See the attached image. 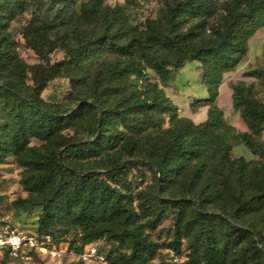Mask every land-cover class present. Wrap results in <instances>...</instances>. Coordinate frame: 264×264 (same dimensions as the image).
I'll return each instance as SVG.
<instances>
[{"label":"trees","instance_id":"16d2710c","mask_svg":"<svg viewBox=\"0 0 264 264\" xmlns=\"http://www.w3.org/2000/svg\"><path fill=\"white\" fill-rule=\"evenodd\" d=\"M42 1L0 0V79L11 66L17 68L16 85L0 84V164L15 158L27 192L12 201L13 208H38L32 230L50 233L54 241L55 228L77 229L78 253L100 239L116 244L119 250L107 253V264H170L155 262L162 248L182 264H264V105L251 85H231L232 108L247 127L236 135L260 158L246 162L228 160L224 131L229 125L215 104L225 73L238 66L250 38L264 26V0H226L217 19L214 0H170L143 28L129 23L119 5L80 2L79 15L99 17L98 26L84 30L73 46L61 44L66 53L60 61L33 66L32 87L22 81L25 64L15 54L9 26L31 3ZM50 1L62 7L76 3ZM68 21L62 16L30 25L34 44H47L48 34ZM105 56L115 60L96 66ZM186 60L199 64L206 91L189 103L192 112L207 106L200 122L179 115L162 86ZM148 70L161 86L150 81ZM59 74L69 77L75 108L40 96ZM244 74L264 80V67ZM65 130L81 134L67 139ZM33 139L41 144H32ZM133 157H141L151 173L152 190L135 191L126 167ZM84 162H100L104 170L81 169ZM210 203L217 210L207 208ZM169 212L172 235L159 243L149 231Z\"/></svg>","mask_w":264,"mask_h":264},{"label":"rangeland","instance_id":"374dc122","mask_svg":"<svg viewBox=\"0 0 264 264\" xmlns=\"http://www.w3.org/2000/svg\"><path fill=\"white\" fill-rule=\"evenodd\" d=\"M87 1L88 0H76V3H74L72 7H62L60 2L50 0L31 3L26 10L16 15L11 21L9 31L14 40L15 54L18 59L25 64V72L22 79L24 84L32 87L35 86L33 66L41 65L42 67L47 68L65 57L66 52L61 44L73 46L79 34L84 30L98 26L100 22L99 17L93 20H85L79 15V3ZM167 1L170 0H105L104 4L109 7L119 5L126 14L129 23L143 28L146 19H155L163 13L165 8L164 5ZM214 1L218 7L215 16L217 19L224 14V10L221 9V6L226 0ZM62 16L67 17L69 21L66 24H62L55 28L48 34L49 42L47 44L43 46L35 45V35L32 34V32H29L28 27L30 25L42 24L52 18L58 19V17L60 18ZM114 60L115 57L113 56L101 57L95 61V65L107 64V62ZM184 63H186L185 68L180 70L179 67L178 70L172 74L167 83L162 86L164 91L165 88H167L169 94H167L166 91L165 93L168 97L173 95L172 90L179 95V98H177L176 95H173L175 98L174 102L177 103V111L179 115L186 116V114L192 113L189 108L190 101L193 98L205 96L201 93L203 88L199 82V64L190 60H186ZM256 67H264V26L259 28L250 38L247 53L241 58L240 63L234 70L225 73L222 81H226L231 90V85L237 81L243 82L245 86L251 85L254 96L264 105V80L244 74L246 71ZM16 69V67L11 66L0 79V84L6 85L8 83H14V85H16ZM186 71L187 73H185ZM185 74L187 75L185 76ZM148 75L150 81L160 84L159 78L154 72L148 70ZM37 77L40 78V76ZM184 79L192 80L191 83L195 84L196 88L193 90L192 88L191 90L190 88H187L188 90L185 92L186 88H183L182 86L185 82ZM40 96L49 103H58L67 108L76 107L75 94L73 93L69 77L65 74H59L52 77L40 92ZM170 99L172 100L171 97ZM198 115L201 116L202 113ZM224 118L229 125L224 131L225 140L230 145L228 160L235 161L239 157H242L246 162L251 160L258 161L260 159L259 156L251 154L248 148L236 135V132L242 131L240 130L241 128L246 129L244 131H247V127L243 122L239 111L225 107ZM1 121L2 115L0 113V122ZM164 126L167 127L168 123ZM80 134L81 133H74L73 130H65L63 132V135L66 136L67 139L76 138ZM260 137L264 140V123L262 125ZM32 144L40 145L41 142L33 139ZM262 160L264 161V158ZM141 161V157H133L130 162L126 163L128 176L133 183L135 191H150L154 186V181L149 170L141 165ZM99 166L100 162H84L83 165H80L79 167L81 169L94 168L103 171L104 169L99 168ZM21 170L22 168L17 164L14 157H8L5 162L0 164V215L7 217L14 226L32 230L36 225L39 209L32 208L28 211H16L12 206V201L27 195V192L23 189L20 182ZM178 189H180L179 186ZM183 189L184 188L181 187L180 190ZM207 208L217 210L216 205L212 203L208 204ZM172 223V213L169 212L164 216L163 220L158 224L155 230L149 231L150 237L159 243L167 242L172 235ZM257 223L259 224V227L262 226L261 222ZM53 231L58 238L57 241H54L57 245L56 247H59L58 243L61 244L60 248H65V245L68 246V252L64 253L61 257H57L49 252H38L31 255V258L27 261L21 262L4 256L0 252V264H85L80 261L77 256L79 254L77 247L79 246V243H81L80 232L77 229L67 226H59ZM96 244L100 246L101 253L105 258L110 250H113L114 252L119 250L116 244L104 239L96 241ZM182 249L185 252V243H183ZM161 261L170 264H182L180 259L178 262H173L170 250H166L165 248L159 250L155 259V262ZM87 264L101 263L90 261Z\"/></svg>","mask_w":264,"mask_h":264},{"label":"built area","instance_id":"2783aa9c","mask_svg":"<svg viewBox=\"0 0 264 264\" xmlns=\"http://www.w3.org/2000/svg\"><path fill=\"white\" fill-rule=\"evenodd\" d=\"M50 233L38 234L36 231L23 229L11 224L5 216H0V250L6 251L12 259L28 260L31 258L29 250L39 253H52L61 257L68 252L67 248L56 247ZM172 261L178 262L179 257L170 250ZM85 264L96 261L107 264L105 256L100 252L96 242L85 244L83 250L77 255Z\"/></svg>","mask_w":264,"mask_h":264},{"label":"crops","instance_id":"0c3cea01","mask_svg":"<svg viewBox=\"0 0 264 264\" xmlns=\"http://www.w3.org/2000/svg\"><path fill=\"white\" fill-rule=\"evenodd\" d=\"M185 66H186V63H184V65L182 67H180V70H183L185 68ZM185 73H187V71ZM186 75L187 74H185V76ZM184 80H185V82L182 84V86H183V88H186V91L185 92H187V90L189 88H190V90H191V88H192V90L196 88L195 84L191 83L192 80H186V79H184ZM182 90H184V89H182ZM165 91H166L167 94H169L168 91H167V88H165ZM201 93H202V95L206 96V91H205L204 88L202 89V92ZM231 93H232V90L230 89V87H229V85H228V83L226 81L225 82H222L219 85V87H218V95H217V97L215 99V104L220 109H222L223 111H224V108L225 107H229L230 109L232 108V97H231ZM172 94L173 95H176V97L179 98V95L177 93H175V91H173V90H172ZM173 95H170V97L172 98V100L174 102V99L175 98L173 97ZM174 104L177 106V103L176 102H174ZM206 110H207V106H202V107L198 108L197 111L192 112L193 114L192 113H189V114H186V116L189 117V118H191L195 122H200V121H202V120H204L206 118ZM203 112H204V114H203ZM201 113H202V115L199 116L198 114H201ZM240 130L244 131L246 129H242L241 128Z\"/></svg>","mask_w":264,"mask_h":264}]
</instances>
